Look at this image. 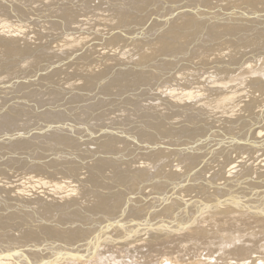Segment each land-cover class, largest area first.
Listing matches in <instances>:
<instances>
[{
	"label": "bare ground",
	"instance_id": "6f19581e",
	"mask_svg": "<svg viewBox=\"0 0 264 264\" xmlns=\"http://www.w3.org/2000/svg\"><path fill=\"white\" fill-rule=\"evenodd\" d=\"M34 1L36 3L37 0ZM49 1L50 0H48L47 2ZM112 1L113 0H108L107 2L111 7L114 5V4L110 5ZM162 1L165 2V4H167V6L169 7L174 6L173 8H170L172 9V11L175 10V8H177V11L171 14V12H167L166 10H164V12H162L163 10L162 11L159 10V20H160L159 23L162 22L160 16L161 13L167 12L170 13L171 16L168 17L166 21H163L162 22L163 24L158 25V27L156 28L155 35L156 33H158V31H161L164 28H166L170 22H174L178 27V25L180 26V24L183 23L182 22L183 20L185 21L183 17L197 16L198 13H200V11L205 10V7L214 6V5L217 7L224 6L230 0H225L226 2H223L222 0L220 1L209 0V2H204V3L201 0H179L177 2H175L176 0H162ZM232 1L234 0H231L230 2ZM113 2H115L117 7L118 6L124 7L122 2L121 3L116 2V0ZM159 2L160 0H154V2L152 1L151 4L157 7L159 5ZM7 3L9 2H5L4 4L7 5ZM11 3L13 4L14 2ZM32 3L34 4L33 1ZM238 3H236V5L234 4L228 5L229 8V15H227L228 18H224L217 29L214 28L213 26L212 27L210 26V29L208 28L207 30L211 31L210 33L216 34L215 36L212 35L211 38L213 37L218 38L222 36V38L225 39L223 41H225L227 45L229 44V46L233 45L237 47L238 44L234 45V42H236L234 36L235 35L237 36L238 34H240V36L246 35L245 36L246 39L250 38L251 40L249 41L252 44L253 43L256 44L259 41L260 35L264 34V2L262 1L263 4L261 2H259L260 4L256 2L255 3L249 2L248 4L242 2L239 4ZM22 4L21 7H23ZM36 4L40 5V3H36ZM7 6L10 7L11 5L10 6L7 5ZM26 6L24 7L27 8ZM35 6L38 7V5ZM193 6H198L199 9L195 10ZM33 8L27 9L26 11L24 10L26 12V14L24 13V15L19 14L15 10L14 13H12V11L11 12L9 11V14L18 15L19 17L24 18L25 21H28V24L32 25L29 19L32 18V16L36 11L38 12L39 17H43L42 14L39 12L40 8L39 9L38 8L33 9ZM9 9H13V8L11 7ZM56 9L57 8L55 5L53 7H50L48 10H51L53 12ZM73 9H76V7ZM66 10L68 9H65V11ZM239 10L241 12V15L238 14ZM56 11L58 12L60 10L57 9ZM80 12L81 11L78 10L71 11V13L74 15L79 14ZM139 13L136 15H142ZM189 17L187 18L189 19ZM197 18L199 19V16H197ZM225 20L226 22L223 23V21ZM219 21L220 19L214 21H208L206 24L218 23ZM41 25L44 26L43 23H41ZM206 26L204 28H206ZM229 26H233V28L228 29ZM204 28L202 27V29ZM248 31L249 33L251 31L253 35L252 36L249 35ZM200 32L197 33L201 34V38H202V35H204V33L202 32L203 33L202 34ZM197 33H196V37H198ZM244 40L241 41L243 42ZM202 41H203L202 39H196V38H194L193 40L191 39L189 43L185 41L186 44H188L185 49H190L191 47L196 45V47H194L192 50L189 51L190 52L189 54L195 52L196 53L195 55H197L198 53L197 50L201 49V46L204 45ZM181 46L183 45L181 44ZM218 47L209 48L208 50L210 51L212 49H217ZM222 47L220 48L222 49ZM254 47H257V45L256 46L254 45ZM261 51H258V49H256L255 52H252L251 50V52H248L245 55L240 54V57H238V59L234 57L233 58L234 61L237 59L236 63L233 64L231 63L232 65H228L229 63H226V65H228L226 69L229 72L232 71L233 73L230 72L231 74L226 75L227 78L222 77L223 80L218 79V80H213V82L207 83L212 87L209 88L208 86L204 85V90L196 89V86L198 85L195 84L196 82L194 83L195 85L192 84L190 85L188 83L184 84V83H179V81H177L176 84H174L175 86L166 84V86H168L166 88H171L172 90L164 91V88H159L160 84L165 82L162 80V78L158 79L157 82H155V79L157 80V78H155L154 81L151 82V80L147 81L146 79H143V77L147 74L145 71H144L145 73L143 74L144 76L143 75L141 76L139 74V72L141 71L136 73H134L135 71H133L132 74L131 73L128 74L127 73L128 69L136 70L137 68L133 66V64L131 66L129 63L122 65L127 61L125 59L122 60L120 59L115 64L116 68L119 69V71L112 72V74H110V72L108 74H106L107 72L106 73L102 72L99 74L96 72V77L93 78L91 75L94 74L96 69H99L100 66L103 67L108 64L106 58L112 57V55H114L113 52L116 53L121 52L120 49H116V50L111 49L109 51L107 50L106 47L80 49V51L69 53L62 57L60 56L51 57L49 58V60L41 61L40 64L36 65L38 68H34L33 70L20 68L17 71H15L16 73L12 72V74L9 75H6L4 72H2L0 74V131L2 133V135H0V143L3 146V151L1 150L0 147V151H1L0 152V264H104L105 260L108 261V264H112L111 262L115 259L117 260L120 259V261L123 260V262L126 261L125 263H127L128 261L131 264H142L140 263L141 261L139 262L138 259H134L133 257H135L134 256L135 254H133L132 257L131 253H136L137 256L143 251V249L145 251L146 250L150 251L153 248H154L153 250L157 252V250H155L154 244L159 243L158 244L159 247H162V245L164 246V250H161L163 247L160 249L161 251H163L162 254H164L167 243L174 240L180 241L182 238H185V236H188L191 233L194 234L196 233V231L199 232L200 229L202 230L203 228H205L204 226L207 223H205L204 221H203L204 223L202 221H199L201 219L199 215L204 214L205 211L210 212L212 209H217L218 208L217 206H222V208H227L231 206L233 210L238 209L237 210L239 211L238 213L237 212L233 213L229 218H227L228 216L225 217L227 219H230L231 221L236 220V222L240 221L241 223V220L243 218L244 220H246L245 218H252V217L255 218L257 217L258 220V217L262 216L261 212H264V99L262 98V100H260L262 101L261 103H259L258 102L259 100H257L250 108L243 105L244 106L243 109L239 108L236 110V107L239 106L241 101L244 102V104L250 102L246 100L247 98L246 93L240 92L241 91L240 89H242V87H244L243 89H245V87L250 88L251 85H253L252 83H254L255 79H257L255 78L256 74L260 75L262 79L264 78V51H262L263 53ZM179 52L180 51L176 52L175 56L172 57H169L167 55H164L162 57L159 56L160 58L158 59V61L152 62L151 60L152 64H146L147 67L146 66L144 67L153 68V67H157L159 64H163V62L172 63L170 64L171 72H167L168 74H172V75L176 73V71L183 69L182 67L184 66L185 69L187 68V66L191 68V65L193 64L190 61H188V59L186 58L187 56L186 57L185 55L179 56L178 55ZM200 53L201 52L199 51V54ZM106 54H108L109 56H107ZM203 54L204 52H202V55ZM208 54H210V52H208L207 55ZM228 54H229L228 50H223V49L218 50L217 53L213 54V56L207 58V65H209L210 61L214 62L213 59L214 56L220 57L222 62V59H224L225 57L227 58ZM80 57L81 60H85V61L94 60L95 64L93 61V65L91 63L92 66L88 64L90 66L89 67L87 65L88 63L87 61V63L85 64L88 67H81L77 69L75 66L76 68L75 69L73 67L74 64L80 65L78 63H75L76 59ZM117 57L120 58L124 56L117 55ZM77 60L80 61L79 59ZM68 61L69 62L74 61L73 62L74 64L69 63ZM172 67H174L173 70ZM114 68L115 66L112 67V69ZM103 70H105V68ZM184 71L188 73V71L186 70ZM82 74L85 75L87 78H84ZM153 75L156 76V74ZM153 75L151 72V75L148 76H150L151 78V76ZM66 76L67 77L69 76L68 77L69 80L72 77L79 79L81 76L84 79L89 78L90 81L92 83L94 82L95 85L97 84L101 85L103 87V89L101 88V90L103 91H101L100 93L97 92L96 94H91L89 93L90 90L88 91L87 86H85L84 84H82V86L80 85L81 88L76 86L78 87V89H74L75 85L74 86L71 85L73 86V89H71L72 87L69 85L70 81L67 80L68 87L70 86L71 90L70 89L66 90L68 91L66 93L62 89L66 83L65 82L63 84V82L67 78ZM113 76H115L116 78ZM156 77L159 76L157 75ZM172 80L173 79H171V81ZM173 81L175 82V80ZM60 83L61 85L62 84L63 85L61 86ZM109 83H111V85H109ZM102 84H105V86H103ZM203 84H205V82H203ZM157 88H159V90ZM46 89H50L48 91L50 94L53 91H54V95L55 92L58 94L59 93H63V94L65 93V94L63 96H60L61 99L55 97L54 99H52V96H49L51 98H47L46 96H44V95H48ZM64 89H66V87ZM156 89L158 91H156ZM237 89L239 90L236 91ZM58 90L61 92H58ZM192 90L200 91L202 94L214 98L212 102L215 103L216 111L214 113H209L208 111V113L205 112L204 115H200V113L198 112L197 113L192 112L195 115L198 114L197 117H195L198 119V121L193 120V122H189V120L187 121V119H183L186 121L184 122L179 121L180 122L179 124L181 125H178L176 123L177 125L173 126V124H171L170 130H172V132L174 133H170L169 137L167 138H163L160 136L161 134V132H159L160 129L158 131H156L155 128H154L155 130L153 129V126L151 125L153 122L150 124L151 125L149 126L150 128H148V126L145 125L146 128L142 127L141 128L142 131L141 130L139 131L138 129H134V125H136L133 121L134 118L132 119V117H129L128 119L126 116L123 115L121 117L120 116L118 117L117 116L118 114H116L117 113L116 110H125L127 109L126 106L128 105L130 107L128 108L131 109L132 108L131 103H134L136 104L135 106H138L139 104H141L138 103V101H145L147 98L151 99L152 97H155L152 98L153 100L154 99L158 100L160 95L163 97L170 95L167 97L168 99L172 100L175 104L176 103L179 105L183 104L179 107H185L184 105L185 103L183 102V99H180L179 97L176 98V95H182L187 98L184 101L186 100L188 101L189 97H192V95H196V93L194 92L190 93V91ZM149 93H153V94L149 96L148 95ZM225 95H229V96L225 97ZM87 96L89 98L86 100ZM161 99L162 98L160 97L159 100ZM148 107H153V105H149ZM138 110L140 109L138 108ZM145 110L148 111L149 109L145 108ZM130 111H133V109H131ZM165 111L166 110H163V113ZM189 111H187V113ZM43 112L48 114H45ZM158 112L155 113L157 114ZM143 113H145V111ZM105 114L108 118L110 117L113 118V121L104 120L103 118ZM146 114L147 112L145 113V115ZM224 114H227L229 118L228 120L224 119L223 121L220 122H225V124H230V125H228L227 128H225L222 131L219 130L220 128H215L213 121H215L217 117L220 118L224 116ZM4 115L10 116V119L8 120L9 117L8 116H7L8 118L4 117ZM175 115L177 116V113ZM114 116L116 118H114ZM15 117L17 118L18 122L15 121L16 120ZM11 118L12 119L15 118V120L13 119L15 122L11 121ZM155 118H154L155 120H158V121H154L155 123L156 122L158 123L159 120H161L160 118L159 119L157 117ZM136 119L139 120L140 118L139 119L135 118V120ZM208 120H210L211 122L206 123V121ZM91 121H93L98 125V128L96 127L97 129H91V127L90 128L88 127L91 124ZM148 121L150 120H147V123H149ZM121 126L129 128V130H131L132 132L120 129L119 127ZM253 126H256L255 133L252 137L251 144H248L246 143L245 140L248 137L252 136L253 131L251 127ZM45 132H48L49 135L55 133L58 134L61 132L62 135H66L65 137L66 139L72 138L74 144H76L75 146L81 147L83 149L77 150L76 148L72 147L75 150L72 151V154L75 153V156H72V154L69 153L67 155L61 154L60 151H58V154L56 152V155L54 153L55 158L59 161H54V160L51 162L46 161L47 158L43 157V155H41L40 160L43 157V159L46 158V160L44 161H39V159H37L39 156H37L36 161H33V158H31V160L28 159L29 155L27 156L24 155V157H21L20 156L21 154L28 153L25 152L24 150L29 148H24V147H26L27 144L36 143V139L39 137H44V135L46 134ZM242 133L244 134L242 135ZM199 134L202 137H204L202 146L194 144L195 141L194 138L197 137ZM49 135L48 138L50 137ZM146 135L147 137L150 135L155 136L156 140L150 141L145 137ZM52 137L53 135L51 136V138ZM5 138H7V142L4 141ZM109 140L111 142L115 141V143L117 144H119L120 142L127 143L131 141L133 144H136V147H138V149L141 151L151 149V151L156 153V151L158 150L154 151L153 148H160L161 150L167 149L168 151L171 152L169 154L171 156L172 154H174L178 161L172 159L169 160V158L166 159V161H168L167 166L166 163L164 164L163 162L164 164L163 167L165 166L166 169L161 167L163 170L159 168L160 170H157L154 173L153 171L149 170L150 172L153 173V175L150 174V178L148 177L147 179H145L144 177H143L144 179H142L140 173L136 175L132 172L130 179H133L134 182L137 181L138 184L135 183L136 187L133 188L132 190H128L124 188L126 181L123 179L126 176L122 179L123 181L121 180L120 177H118L120 178L118 179L117 176L116 178L108 177L110 174L115 173V171L112 172L111 168H106L103 165H100L101 163L99 161H96L100 157H103L102 155L103 152L101 153L99 151H93V149L91 150L89 148L92 147L90 143L93 144L97 143V145H99V143L100 144L108 143L107 141ZM209 141H211V143L215 145L210 146L208 144ZM155 142H157V144ZM80 143H82V145H78ZM64 145L63 146L61 145V148H63ZM203 147H207L210 149L209 150L203 149ZM57 148L59 147L57 146ZM170 148H172V150H170ZM178 148H181V150ZM68 149L67 151L70 150ZM187 150L192 153V154L189 153L187 155L189 157L185 156ZM32 151H36V150H32ZM246 152L249 155V161H246L245 163L246 166L243 168V166L241 167V165L240 166L238 165L239 163L241 164L242 162L244 163L246 160L245 158L248 159V157H246L247 156ZM117 154L118 153H116V156ZM217 155H222L226 157L224 163L214 166L213 165L209 166V164L207 166L205 165V167L201 170V172H199L201 174L199 178H197L196 176L194 177L193 175H191V173H189L190 171L195 169L196 167V166L194 167L195 162L196 163L198 162V164L200 163L202 165L204 163L207 164L210 162H218L219 160L217 158ZM120 156L121 158H123L122 155ZM183 157L186 158L187 160H185ZM155 159H159V158H155ZM183 160L184 162L188 161L187 164L185 165V167H183L184 165L182 167H179L178 164H181L180 162ZM74 161L78 164V167H76L77 164H75ZM132 161L133 160L131 159V162H129L131 163L130 167L136 166V162L132 163ZM36 162L38 164L40 163V165H36L37 164ZM228 162L231 170L233 168H236L237 166H238L237 168L239 169L236 171L235 170L230 171V168H228V166L226 167V165H228L227 164ZM32 163H34V165ZM115 163L119 164V162H115ZM57 164H61V166L59 167ZM142 165H138L136 167L147 166V165L145 166ZM152 165L155 164L153 163ZM37 166H39L40 169L42 168V170H38ZM157 166H155L154 168L158 169ZM43 167H45V169H43ZM61 167L63 173L58 174L59 171L61 172ZM69 168H73V172L72 170H70L71 172L70 171L66 172L68 171L67 169ZM176 170H179L178 172V174L180 173L179 178L173 177L176 174L175 173ZM196 171L194 172L195 174ZM41 172L45 175L46 178L43 177ZM122 172H124V170H122ZM39 174L42 175V177H40ZM115 174L117 175L119 174L120 176L121 173L119 172ZM127 174L125 173V175ZM145 174L146 173L144 172V174L142 175L144 176ZM146 176L148 175L146 174L145 177ZM176 176L178 177V175ZM128 177L129 176H127V178ZM40 180L43 181L44 183L39 182ZM128 181L129 178L127 182ZM164 184H166L167 186H164L162 188ZM77 186L78 188H76ZM130 186H128L129 189H131ZM228 186H231L232 190H230L231 188H227ZM155 187L157 188L160 187L162 188V190L160 192L156 191L157 188L155 189ZM233 187H235V190L233 189ZM121 188L122 190H120ZM78 189H80L81 192H79ZM153 190L155 191V193L153 192ZM242 190L245 191V193ZM71 191H73L74 193L78 192V194L76 193L78 196L80 195L82 196V198L84 199L87 198V199L86 200L83 199L85 201L83 202V200H80V198H75L73 197L72 194L69 195V192ZM94 194H98L99 196L96 197L94 196ZM56 205H57V209H55ZM90 205L91 207L93 205L99 207L95 209V211H93L92 210L93 207L89 208ZM250 211H256V212L260 211V212L259 214H257ZM43 213L46 214L47 216L44 215ZM209 216L210 215L205 217H209ZM224 216L226 215H223L221 219H224L223 218ZM227 219H225V221ZM252 219H250V221L251 220L254 221V218ZM208 220L209 218L206 221ZM222 221L223 220H221V224H223ZM198 222L203 223L204 226L197 225ZM254 222L251 223L254 224ZM231 223L234 224V222ZM228 224L231 225L230 223ZM208 225L206 226L209 227ZM225 226H223V228ZM241 226H243V223L241 224ZM207 227L206 229H208ZM214 227H216V225H214ZM234 227L236 228V225H234ZM240 227H239V232L241 229ZM229 228L231 227L229 226L228 229ZM219 229L220 228L218 227V230ZM245 229L244 230L242 229L243 232L249 231V229L248 230L247 228ZM211 230H213V228H211ZM206 231L207 230H204L203 234ZM235 232L238 231L235 229ZM212 233L213 231L211 232V235ZM216 233L218 234V232ZM246 233L247 232H245V234ZM263 233L262 235H264ZM203 234L202 236L199 234L197 236L203 237L204 236ZM220 234L224 236L223 233H221V231ZM232 234L233 233H230V235ZM254 234H257V230L255 231ZM207 235L210 236V234ZM228 235L225 236L228 237ZM234 235L235 233L233 234V236ZM237 235L239 236V234ZM243 235L244 234L242 233V236ZM199 237H197L198 239L194 237L193 238L194 240L196 239L199 241L204 239V238L199 239ZM236 237L237 236L235 235L234 238H230L231 240L229 239L230 242H232V240L234 241L233 250L235 247L236 248L241 247L243 249L247 247V244H245L247 238L245 241H243L238 237L241 241H243L241 242L238 241V238ZM212 238L210 236L209 239L211 240ZM229 240L225 242L223 241L224 242L222 243L223 248H221L222 252L223 250L227 251V248L229 247L228 246ZM190 241L191 240H189L188 242ZM258 242L260 241L258 240ZM262 242L263 240L260 242V244ZM205 244L207 246V243ZM208 244L212 245L210 243ZM257 244L255 246H257ZM199 245L200 243L198 242V246ZM173 248L175 249V247H172V249ZM209 248L211 249L212 246L211 247L209 246ZM245 250L246 252L242 253L241 256L246 258L248 255L247 254L248 249ZM194 252L193 255H195ZM171 253H173V250ZM221 255L224 256V254ZM258 255L259 256L261 255L264 259V246H262V249L258 252ZM148 257L150 258V256ZM208 257H206L205 260H207ZM226 258L227 257H225V259ZM173 259L169 260L167 264H196V263L208 264L207 261L205 260L203 261L199 257L198 259L196 258L189 259L191 261H188V263H184L182 259H180L181 260L180 261L179 258L176 259L174 257ZM248 260H249L248 264H256V262H258V260L254 257H250V259ZM115 263H117V261Z\"/></svg>",
	"mask_w": 264,
	"mask_h": 264
},
{
	"label": "rangeland",
	"instance_id": "374dc122",
	"mask_svg": "<svg viewBox=\"0 0 264 264\" xmlns=\"http://www.w3.org/2000/svg\"><path fill=\"white\" fill-rule=\"evenodd\" d=\"M32 1L34 2V4L32 3ZM47 1L48 0H44V1L43 0L42 1L37 0L36 3H40V5H39V4H36L34 0H0V74L2 72H4L6 75L12 74V72L16 73L15 71H17L20 68L33 70L34 68H38L36 65L37 64H40L41 61L49 60V58H51V57H59V56L62 57V56L67 55L69 53H74V52L80 51V49H88V48L89 49H92V48H95V47H101V48L102 47H106L107 50H109V51L111 49H114V50L120 49L121 52L120 53L113 52L114 55H112V57L106 58L108 64L106 63L107 65L106 66H103V67L100 66L101 69L99 68V69H96V71L94 70L95 71L94 74H92V75L90 74L93 78L96 77V72L98 74L99 73H102V72H104V73L107 72L106 74H108L110 72V74H112V72L119 71V69L116 68V65L115 64L120 59L121 60L122 59H125L127 61L125 63H123L122 65L129 63L131 66L133 64V66H135L137 68L136 70L131 69L132 71L130 69H128V72H127L128 74H130V73L132 74L133 71H135L134 73L141 71V72H139V74L142 76L145 72L148 75H151V72H152V75L153 74H156V76L158 75L159 77H156V76L153 75L150 78V76H148L146 74L148 77L146 75L145 76L143 75L145 77V78L143 77V79H146L147 81H150L151 80V82H152V81H154L155 78H157V80L155 79V82H157L158 79L162 78V80L165 81V82H163L162 84H160L159 88H164V91L172 90L171 88H166V87H168V86H166V84L175 86L174 84H176L177 81H179V83H184V84L188 83L190 85L191 84L192 85H195V84L197 85L198 84L196 86V89H202V90H204V85L205 86H208L209 88L212 87V86L208 85L207 83L213 82V80H218V79L223 80V78H227L226 75L231 74L230 72H232V71L229 72L226 68L228 67V65H232L233 63H236V60L238 59V57H240V54L241 55H245L248 52H251V50H252V52H255L256 49H258V51H261V50L264 51V42H263V40H264V34H261L260 35L259 41H261V42L258 41L259 44L258 43H256V44L253 43L255 46L257 45V47H254V45L249 41V40H251L250 38H247L248 40L245 38L246 35H241V36H240V34H238L237 36L235 35L234 38H235L236 42H234V45L238 44L237 47H236V46H233V45L232 46H229V44L227 45L225 43V41H223L225 39H223L222 36L221 37H218V38H214V37L211 38L212 35L215 36L216 34L215 33H210L211 31H208L207 30L208 28L210 29V26L211 27L213 26L214 28L217 29L220 26L222 20L224 18H228L227 15H229V8H228V5L229 4L236 5V3H238V2L239 3L242 2V3H245V4L246 3L248 4L249 2L250 3H252V2H254V3L255 2L256 3L261 2L262 3V1L264 2V0H262V1L261 0H259V1L258 0L257 1H255V0H250V1L249 0H246V1L245 0H234L232 2H230L231 1L230 0V1L227 2L228 4L226 3L227 5L225 4L224 6L217 7V6L214 5V6L205 7V10L200 11V13H198V15H197V16H199V19L197 18V16H190V17L189 16H186V17H183L186 22L183 20L182 21L183 23L180 24V26L178 25V27L176 26V24L174 22H170L166 28H164L161 31H158V33H156V35H155V32H156V28L158 27V25L163 24L162 22L163 21H166L167 18L171 16L170 13H167V12H171V14H173L174 12L177 11V8H175V10L172 11V9H170V8H173L174 6L169 7L162 0H160L159 5L157 7L155 5H152L151 4L152 1L154 2V0H116V2H120V3L122 2V4L124 5V7H122V6H118L117 7V5L115 4V2H113L115 0H113L110 3V5H113L114 4L112 7L109 6V4L107 3L108 0H58L59 2L57 0H50L49 2H47ZM177 1H179V0H176L175 2H177ZM201 1L203 3L204 2H209V0H201ZM218 1H220V0H218ZM222 1L223 2H226L225 0H222ZM5 2H9V3L14 2V3L13 4L12 3L11 4L7 3V5H9V6L11 5L10 7H8L6 4H4ZM27 2H29V3H27ZM155 2H157V1H155ZM21 4H22L23 7H21ZM35 5H38V7H36ZM52 5L53 6L56 5V8L58 10H60V11L57 12L56 11L57 9L54 10L53 12L51 10H48L50 7H53ZM82 5H84V6H82ZM24 6H26L27 8H25ZM30 6H31V8L35 7L33 9H36V8L39 9L40 8L39 12L43 16V17H39L38 12L36 11L34 13V15L32 16V18H30V19L28 18L30 20V22L32 23V25L28 24V21H25L24 18H21L18 15L9 14V11L10 12L12 11V13H14L16 11L19 14L24 15V13L26 14L25 11L27 9H31ZM11 7L13 9H9ZM75 7H76V9H73ZM193 8L195 10L199 9L198 6H193ZM22 9H23V11H22ZM65 9H68V10L69 9H72V10H69V11L66 10L65 11ZM73 10H75V11L78 10V11H81V12L79 14H75L74 15L72 13H75V12H72L71 13V11H73ZM142 10H144V11H142ZM159 10H161V11L163 10L162 12H164V10L167 11L165 13H161L160 14L161 20H162L161 23H159L160 22V20H159ZM138 13L139 14H142V15H136ZM238 14L241 15L240 10L238 11ZM187 17H189V19ZM218 19H220V21L218 23L206 24L208 21H214V20H218ZM224 22H226V20L223 21V23ZM41 23H43L44 26L41 25ZM205 26H206V28H204ZM202 27L204 29H202ZM232 28H233V26H229L228 27V29H232ZM211 29H213V28H211ZM200 30H201V32H200ZM213 31H215V30H213ZM194 32H195V35H194ZM197 32L198 33L199 32L200 33H202V32L204 33V35H202V38H201V34H198ZM196 33H197L198 37H196ZM248 33H249V31H248ZM249 35L252 36L253 33H251V31H250ZM193 37L196 38V39H202L203 40L202 43L204 44V45L201 46V49L197 50V52H198L197 55H195L196 54L195 52L189 54L190 53L189 51L192 50L194 47H196V45L193 46V47H191L190 49H185L187 47V45H188V44H186V42L189 43L191 41V39L192 40L194 39ZM244 39H246L247 41L244 40ZM241 40H244V41L242 42ZM181 44L183 46H181ZM218 46H220V47L223 46L222 47L223 50H228L229 54L227 55V58L225 57L224 59H222V62H221V58L220 57L217 56L218 57L217 58L216 56H214L213 57L214 62H211L210 61L209 65H207V58L213 56V54L217 53L218 50H222ZM251 46L253 47V49H252ZM216 47H218V48L217 49H212L210 51L208 50L209 48H216ZM178 51H180L178 53L179 56H183V55H185V57L187 56L186 58L188 59V61H190L193 64V65H191V68H189V66H187V68L185 69V66H184V67H182L183 69L178 70L179 72L176 71V73H174L173 75L167 73V72H171L170 71V69H171V67H170L171 65L170 64H172V63H168V62L165 63V62H163V64H159L157 67H153V68H150L149 67V68H146L147 67L146 64H152L153 61H155V62L158 61V59L160 57L164 56V55H167L169 57L175 56V53L178 52ZM199 51L201 52L200 53L201 55L199 54ZM202 52H204L203 55H202ZM208 52H210V54L207 55ZM106 55L109 56L108 54H106ZM117 55H123L124 57L118 58ZM81 57H84V56H81ZM81 57L80 58H77L80 61H78L77 59L75 61V63H78L80 65H77V64L75 65L73 63L74 61H71V62L68 61V62L74 64V66L73 65L72 66L74 68L76 66L77 69L78 68H81V67H88L89 65L90 66L93 65V61L94 60H91L92 62L91 61H88V60L85 61V60H81ZM234 57L237 58V59L235 58L236 59L235 61L233 59ZM151 60H152V62H151ZM87 61H88V63H87ZM109 62H111V63H109ZM82 63H84V64H82ZM85 63H87V65L88 64L89 65L87 66ZM91 63H92V65H91ZM226 63H229V64L226 65ZM94 64H95V61H94ZM113 66H115L114 69H112ZM144 66H146V67H144ZM104 68H105V70H103ZM140 68H141V70H140ZM173 68L174 67H172V70H173ZM184 70H186V71H188V73L189 72L190 73L188 74ZM165 74H167V75H165ZM184 74L185 75L187 74V75L185 76ZM170 75H172V76H170ZM68 77L65 79L64 82L62 81L63 84L65 82L67 83V85L65 83V86H63V88H62L63 91L66 92V93L68 92L66 90H69L71 87H72L71 89H73V86L74 85H75L74 86V89H78V87L81 88L82 84H84L85 86H87V88H88L87 90L88 91L90 90L89 93H91V94H96L97 92L100 93L101 91H103V90H101V88L103 89V87L101 85H99V84L95 85L94 82L92 83L89 78L88 79H84V78H87L85 75H83L84 78H82V76H81L79 79L78 78H74V77L71 78V76H70L71 79L69 80ZM113 77H115V76H113ZM127 77H128V75H127ZM255 78H257V79H255L256 83L254 81V83H252L253 85H251L250 88L249 87H245V89H246L245 90V89H243L244 87H242V89H240L241 90L240 92H245L246 93V96H247L246 100L247 101H250V102L245 103L246 104L245 105L244 102L241 101V103L239 104V106L236 107V110L239 109V108L243 109L244 106H247V107L250 108V107H252V105L257 100H259L258 102L261 103L262 101H260V100H262V98L264 99V94H263L264 93V83H263L264 82V78L262 79V77L260 75H257V74L255 75ZM171 79L175 80V82L173 80L171 81ZM67 80L70 81L69 82V85L70 86L73 85V86H71V87L69 86L68 87ZM169 81L174 82V83H171ZM202 81L205 82V84H203ZM191 82H193V83H191ZM60 85H61V83H60ZM102 85L105 86V84H102ZM109 85H111V83H109ZM76 86H78V87H76ZM65 87H66V89H64ZM259 87H261V88H259ZM93 88H94V90H93ZM159 88H157V89L159 90ZM91 89H92V91H91ZM157 89H156V91H158ZM49 90L50 89H46V92L48 93V95H44L47 98H51L49 96H52V99H54V97L61 99L60 96H63L65 94V93L64 94L63 93H59L60 94L59 95L58 93L55 92V95H54V91H53L51 93L52 94L51 95L48 92ZM238 90L239 89H237L236 91H238ZM262 90H263V92H262ZM93 91H94V93H93ZM58 92H61V91L58 90ZM169 92H171V91H169ZM192 92L196 93V95H192V97H189V100L188 101L187 100L184 101L185 99H187L186 97H184L182 95H176V98L179 97L180 99H183V102L185 103L184 104L185 107H179V106H181L183 104H180V105L177 104V103L175 104L172 100L168 99L167 97L170 96V95H167L166 97H163V96L160 95L159 98H158V100H156V99L153 100L152 98H155V97H152L151 99L150 98H147L145 101H138V103H141L138 106H135L136 104L131 103V107H132L131 109H133V111H130L131 109H129L130 107L128 105V106H126L127 109H125V110H116V112H117L116 114H118L117 115L118 117L119 116L121 117L123 115V116H126L128 119H129V117H132V119L134 118L133 121L136 124V125H134V129H138L140 131L142 127L143 128L145 127V125L148 126V128H150L149 126L152 125L153 126V129L155 128L156 131H158L160 129L159 132H161V134H160L161 137L167 138V137H169V134L170 133H174V132H172V130H170L171 129V124H173V126L174 125H177V124L178 125H181V124H179L180 122L186 121V120H183V119H187V121L189 120V122H193V120L198 121V119L195 118V117H197L198 114L195 115L193 113H197L198 112V113H200V115H204L205 112L208 113V111H209V113H214L216 111L215 103L212 102V100L214 98H212V97H210L208 95L202 94L200 91H197V90L190 91V93H192ZM87 93H86V95H87ZM212 93H214V92H212ZM152 94L153 93H149L148 95L151 96ZM262 94H263V96H262ZM228 96L229 95H225V97H228ZM160 97L162 98L161 100H159ZM88 98L89 97L87 96L86 97V100ZM73 99H75V98H73ZM189 102H190V105H189ZM149 105H153V107H148ZM50 106H52V105H50ZM137 107L140 110H138ZM145 108L146 109H149V110L146 111ZM152 109H155V110H152ZM169 109H171V110H169ZM209 109L211 110V112H210ZM150 110H151V112H150ZM163 110H166L165 111L166 113L165 112L163 113ZM186 110L187 111L190 110L191 112L189 111L187 113ZM193 110L196 111V112H194ZM136 111H137V113H136ZM139 111L142 112V113H140ZM144 111H145V113L147 112L146 115H145V113H143ZM158 111H161V112H158ZM102 112H105V111H102ZM132 112H134V113H132ZM155 112H158V113L156 114ZM171 112H173V113H171ZM175 112L177 113V116L175 115L176 114ZM43 113H45V112H43ZM106 113H108V112H106ZM129 113H132V114H129ZM230 113H232V112H230ZM45 114H48V113H45ZM155 115H157V116H155ZM7 116L4 115V117H7ZM145 116L148 117V118H146ZM8 117L7 118L9 120L10 119V116H8ZM155 117H157L158 119L160 118L161 120H159L158 123L157 122L155 123L154 121H158V120H155L156 119ZM175 117L178 119V121H177V119ZM192 117H193V119H192ZM15 118H13V119L15 120ZM114 118H116V117L114 116ZM135 118H138V119L140 118V119L139 120H137V119L135 120ZM228 118L229 117H228L227 114H224V116H222L220 118L217 117L216 120L213 121L215 128H220L219 130H222V131L225 128H227V126L230 125V124H225V122H220V121H223L224 119L228 120ZM13 119L11 118V121H14ZM103 119L104 120H108V121H113V118H111V117L108 118L106 116V114L104 115V118ZM145 119H146V121H145ZM147 120H150V121H148L149 123H147ZM15 121L18 122L17 121V118H16ZM208 122H211V121L210 120L206 121V123H208ZM213 123H212V125H213ZM153 124H156V125H153ZM161 125H163V126H161ZM9 126H11V125H9ZM93 126H95V127H93ZM154 126H156L158 128H156ZM88 127L89 128L91 127V129H97L98 128V125L96 123H94L93 121H91V124ZM119 128L122 129V130H125V131H129V132L131 131V130H129V128L124 127V126L123 127L121 126ZM251 128H252V131H253L252 132V136L251 137H248L245 140L246 143H248V144H251L252 137H253V135L255 133L256 126H253ZM45 133L46 134L44 135V137H39V138L36 139V143L27 144V146H29V147L26 146L24 148H29V149H26L24 151L25 152H28V153L27 154H21L20 156L21 157H24V155L25 156L29 155V158L28 159L31 160V158H33V161H36L37 159H39V161H44L47 158L46 161H50L51 162L53 160L54 161H59L54 156V153L56 155V152L58 154V151H60L61 154H66L67 155L68 153L69 154H72V151H75L74 148H76L77 150L83 149L81 147L75 146L76 144H74L72 138L71 139L70 138H67L66 139L65 138L66 135H62L61 132L58 133V134L57 133L52 134L53 135V137H52L53 139L51 138V136H52L51 134L49 135L48 132H45ZM47 134L50 136L49 138H48V135ZM243 134L244 133H242V135ZM0 135H2L1 131H0ZM58 135L59 136L61 135V136L59 137ZM46 136H47V139H46ZM145 137L148 140H150V141H152V140L155 141L156 140V137L155 136H151L150 135V136L147 137V135H146ZM203 138L204 137H202L199 134L197 137L194 138V140H195L194 141V144L195 145L202 146ZM240 139H242V138H240ZM71 140H72V142H71ZM4 141L7 142V138H5ZM109 141H107L108 143H104V144H102V143L100 144L99 143V145H97V143L96 144L90 143L92 147H89V148L91 150L93 149V151H99L101 153L103 152L102 153L103 157H100L98 160H96V161H99L101 163L100 165H103L106 168H111L112 169L111 170L112 172L115 171V173H119V172L121 173L120 176H119V174L117 175L115 173H112V174H110L111 176L109 175L108 177L116 178V176H117V178L120 177L121 180H122L126 176L125 177L126 179L125 178L123 179L127 183V184L125 183V187L124 188L125 189H128V190H132L133 188H135L136 187V184L135 183L138 184L137 181L134 182L133 179H130L132 172L134 174H136V175L138 173H140V175L142 176V179H144V178L147 179L148 177L150 178V174L153 175V173L155 171L160 170V169L163 170L161 167H163V165L165 163H166V166H167L168 161H166V159L169 158V160H171V159L172 160H175V161L177 160L176 156L174 154H172V156H173L172 157L169 154L171 152L168 151L167 149L166 150L165 149H162L161 150L160 148H153L154 151L158 150L155 153V152L151 151V149L150 150H143V151H141V150L138 149V147H136V144H133L131 141L130 142H127V143L126 142L125 143L120 142L119 144L115 143V141H113V142L110 141L111 143ZM64 142H65V145H64ZM16 143H17V140H16ZM55 143H57V144H55ZM155 143L157 144V142H155ZM87 144H88V142H87ZM105 144H106V146H105ZM208 144L210 146H214L215 145V144H212L211 141H209ZM61 145L62 146L64 145L63 148L65 150L63 148H61ZM78 145H82V143H80ZM110 145H112V146H110ZM57 146L59 148H57ZM65 146H67V147H65ZM0 147H1V150L3 151V146L1 145V143H0ZM31 147H34V148H31ZM72 147H74V148H72ZM31 149L32 150H36V151H32ZM67 149L69 151H67ZM178 149L181 150V148H178ZM203 149L209 150L210 148L203 147ZM45 150H46V152H45ZM170 150H172V148H170ZM39 152H40V154H39ZM42 152H43V154H42ZM116 153H118L117 156H116ZM189 153H191V152L187 150L185 156H187ZM37 154H39V155H37ZM48 154H49V156H48ZM246 154H247L246 157H248V159L245 158L246 159L245 162L244 163L242 162V164L239 163L238 166L241 165V167L243 166V168L246 166L245 165L246 161H249V155H248L247 152H246ZM31 155H33V156H31ZM41 155H43V157H46V158L43 159V157H42V159L40 160ZM118 155H119V157H118ZM120 155H122L123 158H121ZM161 155H162V157H161ZM37 156H39V157L37 158ZM72 156H75V153H73ZM133 157H135V158H133ZM187 157H189V156H187ZM155 158H159V159H155ZM217 158L219 160L218 162H210V163H207V164L204 163L203 165L200 164V163L198 164V162L197 163L195 162V164H194V167L196 166L195 169L193 168L194 169V170H192L193 172L190 171L189 173H191V175H193L194 177L196 176L197 178H199L201 176V174L199 172H201V170L205 167V165L207 166L209 164V166L210 165H213L214 166V165H218V164L224 163L226 157H224L222 155H217ZM124 159H125V161H124ZM131 159L133 160L132 163L136 162V166L142 165V164H143L142 166H145V165H147V166L146 167H136V166L130 167L131 166V163H129V162H131ZM162 159L163 160L165 159V160L163 161ZM184 159L187 160L186 158H184ZM119 160H121L122 162L119 161ZM115 162H119L120 165L118 163H115ZM152 162L155 165H152L153 164ZM163 162H164V164H163ZM187 162L188 161L184 162V160H183V161L180 162L181 164H178V165H179V167H182L183 165H184L183 167H185V165L187 164ZM229 162L227 163L228 165H226V167L228 166V168H230L229 167L230 166L229 165ZM121 163H123V164H121ZM140 163H142V164H140ZM32 164L34 165V163H32ZM75 164H77V163L75 162ZM114 164H116V165H114ZM36 165H40V163L39 164L37 163ZM57 165L59 167L61 166V164H57ZM68 165H70V164H68ZM124 165H127V166H124ZM71 166H73V165H71ZM155 166H157L158 169H155L154 168ZM37 167H38L37 168L38 170H42V168L40 169L39 166H37ZM62 167H63V165H62ZM62 167H61V172L59 171L58 174H60V173L62 174L63 173L62 172L63 171L62 170ZM76 167H78V164H77ZM237 167L236 168H233L232 170L230 168V171H234V170L236 171V170H238L239 168H237ZM163 168H165V166ZM43 169H45V167H43ZM67 170L68 171H66V172H69L70 170H72V172H73V168H69ZM122 170H124V172H122ZM149 170L150 171H153V173L150 172ZM137 171H139V172H137ZM143 171L148 176L145 177L146 174L143 176L142 175V174H144ZM195 171H196V174L194 173ZM178 172H179V170H176L175 171L176 174L174 173L175 175L173 174L174 175L173 177L179 178L180 173L178 174ZM125 173L126 174L127 173H130V174L125 175ZM42 175H43V177H45V175L43 173H42ZM42 175H40V177H42ZM176 175H178V177ZM127 176H129L128 177L129 178V181L128 182H127V180H128ZM120 178H118V179H120ZM39 182L44 183L41 180ZM128 186H130L131 189H129ZM164 186H167V185L164 184L162 186V188ZM76 188H78V186ZM156 188L157 187H155V189ZM162 188L158 187L156 189V191H159L160 192L162 190ZM227 188H231V186H228ZM80 189H78L79 192H81ZM233 189L235 190V187H233ZM120 190H122V188ZM230 190H232V188ZM153 192L155 193L154 190H153ZM243 192L245 193V191H243ZM76 193L78 194V192H76ZM76 193H74L73 191H71V192H69V195L72 194L73 197L80 198V200H83L84 199V198H82V196H80V195L78 196ZM94 196L98 197L99 195L98 194H94ZM86 199L87 198H85L84 200H86ZM84 200H83V202H85ZM56 202H57V200H56ZM92 207L90 205L89 208H92V210L95 211V209H97L99 206L93 205ZM217 207H218L217 208L218 210L217 209H212L210 212L205 211L204 214H200L199 215L200 218H201V219L199 218L200 219L199 221H202V222L204 221L205 223H207L206 225L209 224L208 225L209 227H207L206 225L204 226V224H203L204 222L203 223L198 222L197 225H203L205 227L203 229L204 230H207L206 231L207 233L205 232L203 234L204 230L202 229L203 230L202 231L200 229L201 230V233H200V230H199V232L196 231V233H194V234L191 233L190 235L185 236V238H182L180 241L179 240L171 241V242H169V243L166 244L164 254H162L163 251H161V250H164V246L162 245L163 248L162 247H159L158 246L159 243H157V244H154L155 250H157V252L153 250L154 248L152 250H150V251L149 250H146L147 252L143 249V251L140 254H138L137 256H136V253H131L132 257H133V254H135L134 255L135 257H133V258L134 259H138L139 262L141 261L140 263H142V264H149V263L150 264H156V263L157 264H167L169 262V260H172L174 257L176 259L179 258V260L182 259V261L184 263H188V261H191V260H189L191 258L192 259L193 258L198 259V257H199L201 260L204 261L205 258L208 257V256H209L208 258H211V259H208L207 258V260H205V261L208 262V264H233V263L234 264H248V261H249L248 259H250V257H254V258H256L258 260V262H256V264H263L264 263V259H263V257L261 255L260 256L258 255V252L262 249V246H264V235H262V233L264 232V229H263L264 228V225H263L264 224V219H263L264 218V212H261L262 213L261 215L263 217L262 216H259L258 217V220L260 222L257 220V217L256 218L255 217H252V218H254V221L255 222L257 221L256 223L254 221H252L253 220L252 218H245L246 220H244V218H243L241 220V223H240V221H237L236 222V220L235 221H231L230 219H227L233 213H235V212L238 213L239 212V211H237L238 209L233 210V208L231 206H229L227 208H222V206H217ZM55 209H57V205H56V208ZM58 209H59V206H58ZM227 211H229V212H227ZM250 212L259 214L260 211L259 212L250 211ZM44 215H46V214H44ZM208 215H210L211 217L210 216L209 217H205V216H208ZM223 215H226V216L223 217L224 219H221V217ZM218 216H219V218H218ZM234 216H236V215H234ZM225 217H227V218H225ZM208 218H209V220L206 221ZM225 219H227V220L225 221ZM250 219H252V220L250 221ZM221 220H223L222 221L223 224H221ZM231 222H234V224L231 223ZM235 222L238 225L239 224L240 225L238 226ZM251 222H254V224L251 223ZM228 223H230L231 225H229ZM242 223H243V226H241ZM214 225H216V227H214ZM228 225L231 228L228 229V227H229ZM234 225H236V228L234 227ZM256 225H258V226H256ZM223 226H225V227L223 228ZM206 227L208 229H206ZM218 227L220 228L219 230H218ZM239 227L241 228L240 229V232H239ZM211 228H213V230H211ZM245 228H247V230L249 229V231H245V232H247L246 233L247 235L245 234V232H243V230ZM214 229H217V230H214ZM235 229L239 233L238 232H235ZM252 229H253L254 232L252 231ZM229 230H230V232H229ZM231 230H233V231H231ZM256 230H257V234L258 235L257 234H254ZM212 231H213V233L211 235V232ZM220 231H221V233H223L224 236H222V234H220ZM197 232H198L199 235L202 236V234H203L204 236L203 237L197 236L198 235ZM216 232H218V234ZM260 232H261V234H260ZM230 233H233V234L235 233V235L237 236L236 238L239 237L243 241H245L246 238H247V240L245 242V244H247V247H245L244 249L241 248V247L240 248L239 247L238 248L235 247L234 250H233L234 241L232 240V242H230V240H231L230 238H234L235 235L234 236H233V234L230 235ZM242 233L244 234L243 236H242ZM207 234H210L211 238L212 237L213 238L210 240L209 239L210 236L207 235ZM237 234H239V236ZM225 235H228V237L225 236ZM252 235H253V237H252ZM193 237L196 238V239H198L197 237H199V239L204 238L207 242L204 239H202L200 241L199 240H196V239L194 240ZM222 237H223V239H222ZM239 238H238V241H241ZM216 239H218L219 241L216 240ZM227 239L228 240L230 239L229 240V244H228L229 247L227 248V251H224L223 250V252H222V249H221V248H223V246H222L223 244L222 243H224L225 241H228ZM189 240H191V241L193 240V241L192 242L190 241L191 242L190 243V242H188ZM258 240L260 242L263 240V242L260 244V242H258ZM184 241H185L186 244L184 243ZM201 241L202 242L204 241L203 242L204 244ZM243 241H241V242H243ZM180 242H181V244H180ZM182 242H183V244H182ZM198 242L200 243V245H199L200 247L198 246ZM213 242L215 243V245H214ZM218 242H220V243H218ZM201 243H202V245H201ZM205 243H207V246H206ZM208 243H210L212 245H209ZM255 243L256 244L258 243L257 246H255L256 245ZM250 244H251V246H250ZM170 245H172V246H170ZM179 246H181V247H179ZM182 246H184V247H182ZM209 246L210 247L212 246V248L210 249ZM220 246H222V247H220ZM172 247H175V249L174 248L172 249ZM190 248L193 249V250H191ZM245 249H248V253H247L248 255H247L246 258L241 256L242 253L246 252ZM172 250H173V253H175V254L171 253ZM194 250H195V252H194ZM193 252L195 253V255H193ZM213 252H214V254H213ZM147 253H148V255H147ZM157 253H159V254H157ZM170 253H171V255H170ZM176 253H179V254H176ZM201 253H202V255H201ZM221 254H224V256L221 255ZM216 255H217V257H216ZM235 255H236L237 258L235 257ZM148 256H150V258ZM151 256H153V257H151ZM161 257H163V258H161ZM225 257H227V258L225 259ZM262 259H263V261H262ZM223 260L224 261L226 260V261L224 262ZM227 260H228V262H227ZM116 261H117V263L119 261L118 264H123V263L124 264H131L128 261H127V263H125L126 261L123 262V260L120 261V259H118V260L115 259L111 263L114 264ZM215 261H217V262H215ZM117 263H115V264H117ZM104 264H108V261L105 260V263Z\"/></svg>",
	"mask_w": 264,
	"mask_h": 264
}]
</instances>
